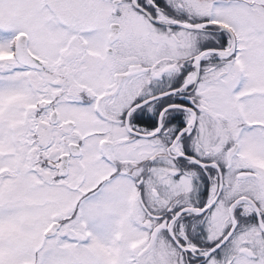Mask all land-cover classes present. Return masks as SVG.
Here are the masks:
<instances>
[{"label": "snow or ice", "instance_id": "6c2138e0", "mask_svg": "<svg viewBox=\"0 0 264 264\" xmlns=\"http://www.w3.org/2000/svg\"><path fill=\"white\" fill-rule=\"evenodd\" d=\"M0 264H264V0H0Z\"/></svg>", "mask_w": 264, "mask_h": 264}]
</instances>
